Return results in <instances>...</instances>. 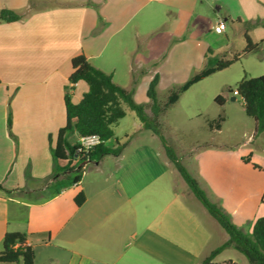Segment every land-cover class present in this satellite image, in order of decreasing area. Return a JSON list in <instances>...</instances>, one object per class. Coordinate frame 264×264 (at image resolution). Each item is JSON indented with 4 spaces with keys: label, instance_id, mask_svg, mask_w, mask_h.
Listing matches in <instances>:
<instances>
[{
    "label": "crops",
    "instance_id": "obj_1",
    "mask_svg": "<svg viewBox=\"0 0 264 264\" xmlns=\"http://www.w3.org/2000/svg\"><path fill=\"white\" fill-rule=\"evenodd\" d=\"M2 10L21 19L0 22V251L8 232H21L36 252V264H201L229 235L177 171L179 190L167 155L166 165L176 170H153L146 153L107 155L88 163L94 169L77 185L52 195L49 137L54 147L66 124V89L72 60L80 55L115 83L122 74L127 83L120 86L130 90L138 75H149L151 82L155 75L161 81L171 71L198 70L183 60L169 64V46L178 44L189 55L213 39L229 44L231 27L259 44L255 52L264 70V0H0ZM221 20L227 28L217 34ZM195 53L205 62L204 51ZM87 91L85 82L77 83L72 101L79 103ZM233 97L227 95L222 107ZM245 137L249 148L237 153L219 144L203 147L195 172L188 170L207 197L248 232L264 216V155L250 148L257 143L264 152V133L255 134L253 121ZM80 138L77 132L67 137L72 146ZM81 191L86 200L78 206ZM235 252L226 249L214 262L246 264Z\"/></svg>",
    "mask_w": 264,
    "mask_h": 264
},
{
    "label": "trees",
    "instance_id": "obj_2",
    "mask_svg": "<svg viewBox=\"0 0 264 264\" xmlns=\"http://www.w3.org/2000/svg\"><path fill=\"white\" fill-rule=\"evenodd\" d=\"M19 19L21 16L11 10L0 12V22L10 23ZM245 39V49L230 59H219L207 55V63L204 69L193 75L181 86L172 88L169 91L167 101L164 103L158 99L159 76L155 75L147 89V97L150 101L148 106L151 114L147 113L148 106L139 105L135 102L134 89L128 90L117 85L111 75L92 65L86 56L75 57L72 60L73 72L69 78V86H67L65 95L67 121L65 126L58 131L54 147L52 146V136L49 137L55 164L54 171L49 177L52 180L47 187L49 193L57 195L63 189L77 185L83 178L85 164L98 163L107 155H121L126 144H121L116 140L117 145L115 147H108L105 143L115 137V127L121 119L126 117L125 107H128L137 113L145 129L151 130L161 139L167 157L174 164L195 197L229 235V239L215 248L201 264H237L232 260H226L223 263L214 262L216 256L226 249L238 251L249 264H264V216L254 221L251 231L248 232L234 224L230 215L220 205L207 197L199 182L181 162L175 150L167 144L159 123L160 116L175 105L181 95L192 86L231 67L240 60L242 55L259 49V44L254 43L248 34H245ZM209 53L212 52L209 51ZM79 82H85L88 85V91L79 103H74L72 96ZM235 90L238 92L237 96L243 101L246 115L255 122V134L264 133V75L251 77L245 73L234 88L229 87L225 93L218 95L215 102L223 106L227 101V95H232ZM224 120L225 118L220 116L217 120L209 122V126L211 129L221 130V123ZM11 124L10 113L8 117L9 130ZM73 132H77L80 137L96 135L103 143L77 154L79 145L72 146L67 139L68 135ZM10 134L12 135V133ZM75 159L76 162H73ZM60 160H68L67 165L59 168L57 164ZM244 161L250 162V157L244 158ZM254 167L261 168L258 165H254ZM0 190H3L1 185ZM85 200L86 195L83 191L75 198L78 206L83 205ZM27 237L25 233L8 232L3 239L0 263L36 264V252L33 247L27 244Z\"/></svg>",
    "mask_w": 264,
    "mask_h": 264
},
{
    "label": "rangeland",
    "instance_id": "obj_3",
    "mask_svg": "<svg viewBox=\"0 0 264 264\" xmlns=\"http://www.w3.org/2000/svg\"><path fill=\"white\" fill-rule=\"evenodd\" d=\"M156 5L153 3V7ZM228 34H230L229 44L224 43V41L221 43L213 39L215 41L213 42L214 44H199L193 49L194 52L189 55L182 52L178 44H171L167 53V62L169 64H175L179 60H183V62H192L191 64H194L192 68L197 67L198 70L190 71V73L168 72L163 76L161 81L159 80L160 82L157 85L159 101L162 103L166 102L169 91L172 88L181 86L193 75L204 69L207 59H205V62H201L200 59L196 58V51H204L205 55H212L219 59H230L236 55L234 53H241L246 47L244 36L236 33L231 27L228 28ZM112 46L113 44L110 45V47ZM209 51L212 53L210 54ZM261 63L260 54L257 52L251 53L231 67L215 73L192 86L187 92L181 95L175 105L171 106L160 116V128L167 144L175 150L181 162L190 171L195 172L192 165L197 164L202 152H205L203 147L210 144L224 145L223 151L229 152L230 154L245 151L249 148V146L244 144L247 139L245 133L246 131H250L254 120L246 115L242 99L236 96L237 100L233 102L229 101L228 105L224 108L215 102V98L225 93L229 87L234 88L245 73L248 75L249 73L252 75H260L264 71ZM148 76L138 75L131 82L132 88H134V100L139 105L148 106L150 103L147 97V89L150 82ZM115 81L119 86L120 84L126 85L127 83L122 74H119ZM230 96L235 95L232 94ZM125 109L127 115L116 125L115 137L110 141V146L115 147L117 145L116 140H118L121 144H126L124 148L126 156L139 153L151 155V167L153 170H166L169 172L176 170L174 167L166 165V153L161 139L151 130L144 128L135 111L128 107H125ZM147 111L149 113L151 112L149 106ZM220 116L226 118L221 123V130L219 131L216 128L211 129L209 122L217 120ZM257 146V143H255L250 148L256 150L255 155H264V152L261 150L262 148H258ZM252 165L254 167V165L258 164L257 162H253ZM105 166L110 170L114 166V163L113 161H109ZM92 169H94V165L90 164L84 173L90 172ZM175 172L177 174L175 175L177 176L176 185L182 191L179 183L181 176L177 170ZM175 176H172V178ZM12 220L14 227L16 224L14 215L12 216ZM235 254H239L246 264H248L241 253L235 252Z\"/></svg>",
    "mask_w": 264,
    "mask_h": 264
},
{
    "label": "built area",
    "instance_id": "obj_4",
    "mask_svg": "<svg viewBox=\"0 0 264 264\" xmlns=\"http://www.w3.org/2000/svg\"><path fill=\"white\" fill-rule=\"evenodd\" d=\"M226 28H227L226 23L221 20L215 25L214 31L217 34H223V33H225ZM233 94L235 96H237L238 95L237 90H235ZM101 143H103V141L96 135L81 137L80 142L78 144L79 148H78L76 153L79 154L82 151L83 152L87 151V150L91 149L92 147L97 146ZM73 162H76V159L73 160ZM87 165L88 164H85V170H86Z\"/></svg>",
    "mask_w": 264,
    "mask_h": 264
},
{
    "label": "water",
    "instance_id": "obj_5",
    "mask_svg": "<svg viewBox=\"0 0 264 264\" xmlns=\"http://www.w3.org/2000/svg\"><path fill=\"white\" fill-rule=\"evenodd\" d=\"M236 99V97L234 96L233 98H232V100H235Z\"/></svg>",
    "mask_w": 264,
    "mask_h": 264
}]
</instances>
